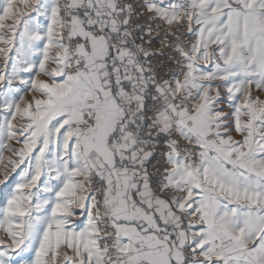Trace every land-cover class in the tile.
I'll use <instances>...</instances> for the list:
<instances>
[{
  "label": "snow or ice",
  "instance_id": "obj_1",
  "mask_svg": "<svg viewBox=\"0 0 264 264\" xmlns=\"http://www.w3.org/2000/svg\"><path fill=\"white\" fill-rule=\"evenodd\" d=\"M6 184L0 264H264V0H0Z\"/></svg>",
  "mask_w": 264,
  "mask_h": 264
},
{
  "label": "rangeland",
  "instance_id": "obj_2",
  "mask_svg": "<svg viewBox=\"0 0 264 264\" xmlns=\"http://www.w3.org/2000/svg\"><path fill=\"white\" fill-rule=\"evenodd\" d=\"M41 22L43 23V18H41ZM6 155H7V153H6ZM9 194H10V188L8 187V185L7 184L6 185H0V207H2L4 205V203H6V198ZM21 255L23 256L24 260H27L30 257V253H22ZM20 259H21L20 256L15 257L17 264H19Z\"/></svg>",
  "mask_w": 264,
  "mask_h": 264
}]
</instances>
